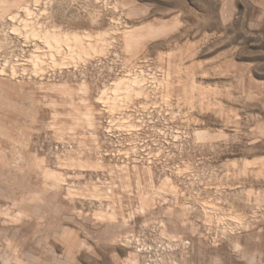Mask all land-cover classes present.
<instances>
[{
    "label": "rangeland",
    "instance_id": "obj_1",
    "mask_svg": "<svg viewBox=\"0 0 264 264\" xmlns=\"http://www.w3.org/2000/svg\"><path fill=\"white\" fill-rule=\"evenodd\" d=\"M0 264H264V0H0Z\"/></svg>",
    "mask_w": 264,
    "mask_h": 264
},
{
    "label": "bare ground",
    "instance_id": "obj_2",
    "mask_svg": "<svg viewBox=\"0 0 264 264\" xmlns=\"http://www.w3.org/2000/svg\"><path fill=\"white\" fill-rule=\"evenodd\" d=\"M26 9H27V8H26ZM27 10H28L27 12L29 13V7H28ZM30 10H31V9H30ZM50 33H51V32H50ZM55 33H56V32H55ZM48 34H49V33H47V36H48ZM58 35H59V34H58ZM61 36H62V35H61ZM67 37L69 38V35H67ZM65 38H66V36H65ZM49 39H50L49 43H51V45H52V46H55V47H56V45L60 42V37H57V36H55L54 34H53L52 36L50 35V38H49ZM63 39H64V36H63ZM73 39H74V41H76L77 43L81 41V38H80L79 35H75V36H73ZM57 47H58V46H57ZM52 48L54 49V47H52ZM52 48L50 47L51 50H52ZM51 50H50V51H51ZM54 52H55V51H54ZM49 53H50V52H49ZM124 81H125V80H121V81L118 82V84H117L116 87H115V91H116V90H117V91L119 90V86H122L121 84H123ZM117 91H116V92H117ZM105 93H106V91L102 93V97L105 95ZM102 97H101V98H102Z\"/></svg>",
    "mask_w": 264,
    "mask_h": 264
}]
</instances>
